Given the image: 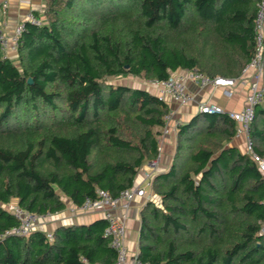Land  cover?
Masks as SVG:
<instances>
[{"label": "trees", "instance_id": "16d2710c", "mask_svg": "<svg viewBox=\"0 0 264 264\" xmlns=\"http://www.w3.org/2000/svg\"><path fill=\"white\" fill-rule=\"evenodd\" d=\"M258 0H45L14 62L0 50V264H114L106 220L12 231L15 201L36 216L98 190L118 197L158 154L169 104L109 77L164 81L176 70L237 78L255 50ZM264 64V55H263ZM32 82L28 83L27 79ZM264 84V65H263ZM127 126L133 137L120 131ZM166 171L139 212L136 257L150 264H264V176L231 142L227 112L175 127ZM264 158V92L248 129Z\"/></svg>", "mask_w": 264, "mask_h": 264}, {"label": "built area", "instance_id": "2783aa9c", "mask_svg": "<svg viewBox=\"0 0 264 264\" xmlns=\"http://www.w3.org/2000/svg\"><path fill=\"white\" fill-rule=\"evenodd\" d=\"M7 3H3V12ZM28 21L32 24L40 25L41 21L37 19L32 11H28L23 21L18 23L13 32L7 34L0 29V50L3 53L8 51H16L19 44V37L24 30V22ZM255 31V50L250 61L245 65L241 71V75L237 78L230 77H208L197 69L176 70L170 74L168 79L164 81H157L150 79L147 83L148 89L155 90L153 93L161 100L167 102L171 99L173 102L181 105L195 101V97L186 86L187 82L196 84L198 87L213 86L221 89V94L226 98H231L234 95V88L237 84L244 85L247 88L245 103L241 110H228V116L237 122V130L235 136L244 135V151L247 152L257 163V166L264 176V158L259 157L251 146V139L248 136V129L253 118L254 109L256 105L262 102L264 84H263V55H264V0H258L257 12L254 18ZM197 110L206 113H222L225 112L220 106L211 102H198ZM170 112L165 119L164 128H166ZM166 131V129H165ZM160 145L158 144L157 157L146 163L144 168L138 170L136 177H140V182L134 184L132 187L124 189L120 192L118 197H112L106 190H98V198L95 200L86 199L83 205L74 206L71 210L85 211L93 209L100 212L107 224L104 230V235L109 238V245L116 251L117 257L114 264H150L143 262L131 254L125 244V223L124 218L114 214L118 208H127L129 203L136 197L151 198L153 195L147 193L150 189L151 179L156 173L159 158ZM141 170V171H140ZM143 183L145 185H143ZM264 203V199H263ZM4 207L19 221V225L12 229V231L19 235H27L35 228V223L39 218L50 216H36L19 207L17 202L11 201L4 205ZM48 238H52V234L48 232ZM90 264V263H87Z\"/></svg>", "mask_w": 264, "mask_h": 264}, {"label": "crops", "instance_id": "0c3cea01", "mask_svg": "<svg viewBox=\"0 0 264 264\" xmlns=\"http://www.w3.org/2000/svg\"><path fill=\"white\" fill-rule=\"evenodd\" d=\"M7 3L5 13L3 12V3ZM45 0H0V29L7 34L13 32L18 23L23 21L25 14L28 11H35L38 14L43 12L45 6ZM14 62H16V51H8L4 53ZM186 86L190 92L193 93L195 101L184 105H176L171 99H167L169 104L170 113H174L173 116L178 118L179 122L187 121L197 110V103L208 101L220 106L224 111L235 110L239 111L243 108L245 103V97L247 88L244 85L237 84L234 88V95L231 98H226L221 94L219 87L205 86L198 87L196 84L187 82ZM175 125L172 129L169 128L168 133L161 134L158 138V144L160 145V158L157 172L166 171L170 165L175 145ZM240 149V145L243 147L240 149L244 151L245 138L244 135L235 136L231 142ZM145 166V164H143ZM144 168V167H143ZM141 173L139 172V175ZM135 182H140V177H135ZM149 191V189H148ZM149 194L152 195L151 192ZM152 198V197H151ZM154 200V197L152 198ZM146 197H136L129 203L127 208H118L114 211V214L124 218L125 223V244L131 254H137L138 233L140 229L139 212L142 205L146 202ZM158 201V198L156 202ZM74 207L67 202L65 210L55 213L53 215L39 218L35 224L36 229H41L46 232L52 231V229L59 224L87 222L95 217L100 216V212L90 213L85 211L73 212L71 208ZM89 210V209H88ZM81 212V213H80ZM83 212V213H82ZM45 221H41L43 219ZM39 221V222H38Z\"/></svg>", "mask_w": 264, "mask_h": 264}, {"label": "rangeland", "instance_id": "374dc122", "mask_svg": "<svg viewBox=\"0 0 264 264\" xmlns=\"http://www.w3.org/2000/svg\"><path fill=\"white\" fill-rule=\"evenodd\" d=\"M150 79H148V78H145V77H143V76H132V75H126V76H119V77H109L108 78V81L109 82H111V83H125V84H128V85H132V86H140V87H143V88H146L148 91H150V92H154L153 90H150V89H148V85H147V83H148V81H149ZM174 103L176 104V105H181V104H179V103H176L175 101H174ZM173 112L172 113H170V118H169V120H168V123H167V126H166V128H164V127H155V128H153V130L156 132V137H157V140H158V138L161 136V134H166V133H168V131H169V128H171V126H172V129L174 128V124H177L180 120L178 119V118H175L174 116H173ZM175 127H176V125H175ZM165 129H166V131H165ZM176 129V128H175ZM120 131L121 132H123L124 134H127L128 136L130 135V136H132L133 137V131L132 130H130L129 128H127V126H121L120 127ZM240 147V149H242L243 147L240 145L239 146ZM150 160H144L143 161V163H142V166H141V168L140 169H142L144 166H143V164H145L146 165V163L147 162H149ZM141 171V170H140ZM139 176V175H138ZM143 185H145L144 183H143ZM150 192V189H149V191L147 190V193H149ZM154 197V200L156 201L157 200V197L156 196H153ZM152 197V198H153ZM14 201V200H13ZM72 211V210H71ZM79 210H73V212L75 213V212H78ZM81 211V210H80ZM85 212H90V213H97V211H95V210H93V209H89V210H85ZM81 213V212H80ZM83 213V212H82ZM50 217V216H49ZM46 219H48V218H46ZM45 218L43 219V220H41V221H45L46 220ZM39 222V221H38ZM36 225H37V223H35Z\"/></svg>", "mask_w": 264, "mask_h": 264}, {"label": "water", "instance_id": "95a60500", "mask_svg": "<svg viewBox=\"0 0 264 264\" xmlns=\"http://www.w3.org/2000/svg\"><path fill=\"white\" fill-rule=\"evenodd\" d=\"M27 81H28V83H31L32 82V79L31 78H28Z\"/></svg>", "mask_w": 264, "mask_h": 264}]
</instances>
